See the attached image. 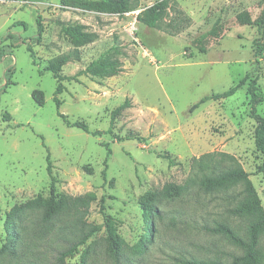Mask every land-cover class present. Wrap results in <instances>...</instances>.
<instances>
[{
    "label": "rangeland",
    "instance_id": "1",
    "mask_svg": "<svg viewBox=\"0 0 264 264\" xmlns=\"http://www.w3.org/2000/svg\"><path fill=\"white\" fill-rule=\"evenodd\" d=\"M78 1L0 0V248L10 208L49 194L47 151L57 192L96 197L86 213L68 212L49 222L41 221L39 210L28 211L19 223L15 253L0 254V264L228 263L242 255L214 228L226 224L247 238L255 217L231 212L245 200L244 185L207 191L200 180L213 170L240 167L264 208L261 154L254 144L247 90L255 80L263 98L257 112L264 117V36L254 23L264 0H171L191 17L190 26L176 35L135 18L158 0H132V10L123 14L88 10ZM242 11L252 23L238 22ZM38 16L44 26L40 38ZM58 21L80 23L97 35L79 48L78 60L62 67L63 75H75L112 46L121 49L123 64L117 75L63 81L59 110L57 82L43 69L74 47ZM206 32L211 34L200 52L195 41ZM256 42L263 45L258 55ZM242 78L244 84L232 96L193 108L203 96ZM34 89L44 92L41 106L32 98ZM126 100L128 106L111 121ZM58 111L100 134L67 126ZM106 144L111 152L105 162ZM169 185L182 189L169 195L164 191ZM148 191L159 193L157 213L151 241L138 249L146 226L140 198ZM104 214L113 218L122 239L118 260L108 252ZM91 226L100 227L88 235ZM258 246L264 249L263 235Z\"/></svg>",
    "mask_w": 264,
    "mask_h": 264
},
{
    "label": "trees",
    "instance_id": "2",
    "mask_svg": "<svg viewBox=\"0 0 264 264\" xmlns=\"http://www.w3.org/2000/svg\"><path fill=\"white\" fill-rule=\"evenodd\" d=\"M79 6L98 12H109L116 14H123L132 10V0H79ZM238 22L241 24H250L252 20L247 11H242L236 16ZM136 19L150 28L160 29L169 35H176L191 24V17L187 13L179 8L175 1L171 0H158L153 4L143 8L137 15ZM37 38H40L44 31L42 19L37 17ZM254 23L260 30V37L264 36V9L260 15L254 20ZM25 27L26 24L21 22ZM61 33L70 41L74 49L67 53L60 54L51 58L44 67V71H48L52 74L56 80L57 85L55 89L56 96L54 97L55 104L59 110L60 100L57 97L65 89L63 81L74 80L79 75H87L91 77H109L117 75L123 70V64L120 60L122 51L119 46H112L103 53H101L96 59L90 61L83 69H80L73 76H65L62 74V67L72 60H78L80 58L79 48L83 47L95 40L96 33L88 31L86 27L80 23H66L58 21ZM213 33V31H210ZM210 32L202 33L196 39V44L200 52H205L204 41L207 39ZM256 55L261 54L263 45L259 42L255 43ZM28 51L32 56L31 49L28 47ZM32 62L35 64L34 60ZM245 78L240 79L234 86L218 93H211L203 96L197 103L193 105V108L205 103L209 100H219L232 96L238 88L244 84ZM248 94L250 96V112L249 117L255 122L253 138L257 151L261 154V160L258 164V172L262 174L264 179V117L257 112V105L263 101V98L257 92L255 86V80H251L248 85ZM32 98L38 105L44 104V92L40 89H34L32 91ZM129 101H124L119 105L111 115V121L114 115L121 109L128 106ZM58 115L62 118L63 122L67 126L77 127L84 132L92 135H99V131H91L88 125L81 121L71 122L67 117L58 111ZM109 132L111 131L108 129ZM137 140L142 138L137 137ZM111 149L106 144V158L105 162L110 155ZM47 171L50 176L49 194L47 197L41 195L29 199L20 204H14L10 210L6 213L5 218V230L6 241L0 248V254L8 253L14 254L19 242V223L22 221L23 216L32 210H39V217L42 222H49L56 216L68 213L77 212V214H84L87 212L91 201L95 200L94 193H87L85 195L71 196L57 192L55 186V178L51 173L50 167V155L47 151L46 154ZM200 183L202 187L207 191H214L218 189H228L239 183L244 185L246 192L245 200L240 202L239 206L232 209V213L235 215L250 214L254 216V220L250 222L247 228V238L243 239L235 231L226 224H219L214 228L215 232L223 234L233 244L240 247L243 250L242 255H235L228 263L217 260H183L181 264H264V249L258 246L260 237L264 236V208L260 203V199L257 192L249 179V174L240 167H233L229 169L211 171L204 174L201 177ZM182 188L173 185L166 186L164 191L166 194H178ZM158 192L148 191L140 198V205L143 209L145 216L146 226L142 233L143 240L135 245V248L142 249L152 238L153 217L157 213L156 201L158 199ZM155 202V203H154ZM80 216V215H79ZM104 226L107 233L108 252L111 253L116 260L119 258V253L122 249V239L117 233L114 225V220L111 216L104 214ZM100 226H91L88 235L98 230ZM85 240V239H83ZM81 241L83 243L84 241ZM66 251L61 254V257L67 254Z\"/></svg>",
    "mask_w": 264,
    "mask_h": 264
},
{
    "label": "built area",
    "instance_id": "3",
    "mask_svg": "<svg viewBox=\"0 0 264 264\" xmlns=\"http://www.w3.org/2000/svg\"><path fill=\"white\" fill-rule=\"evenodd\" d=\"M137 15V14H136ZM136 18V17H135ZM136 21V20H135Z\"/></svg>",
    "mask_w": 264,
    "mask_h": 264
}]
</instances>
